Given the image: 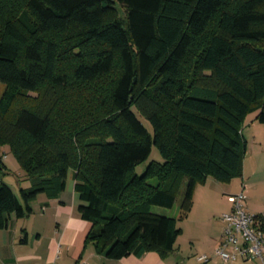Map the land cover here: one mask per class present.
<instances>
[{
    "label": "trees",
    "instance_id": "16d2710c",
    "mask_svg": "<svg viewBox=\"0 0 264 264\" xmlns=\"http://www.w3.org/2000/svg\"><path fill=\"white\" fill-rule=\"evenodd\" d=\"M106 77L89 105L84 89ZM0 82V146L31 183L17 195L0 181V229L73 170L87 241L108 258L165 256L195 184L241 174L243 122L264 123V0H0ZM79 112L92 121L73 130ZM151 144L164 161L137 174ZM183 176L179 217L153 212L173 206Z\"/></svg>",
    "mask_w": 264,
    "mask_h": 264
},
{
    "label": "crops",
    "instance_id": "0c3cea01",
    "mask_svg": "<svg viewBox=\"0 0 264 264\" xmlns=\"http://www.w3.org/2000/svg\"><path fill=\"white\" fill-rule=\"evenodd\" d=\"M251 117L250 120L254 118V114ZM256 162L262 167L261 170H264V138L260 140L252 135L250 143H246L241 174L224 181L212 176L215 182L221 184L216 185L215 189L213 187V190L208 185L211 175L195 184L187 218L192 213L195 216L199 213V209L204 207L205 197L220 202L221 208L214 214L215 218L207 214L196 220L197 225L200 224L198 221H204L209 226L204 233L191 232L186 235L190 246L184 244V239H179L183 234L181 229L174 250L165 256H160L155 251H147L142 254L130 253L117 259L106 257L103 252L96 249L92 241L86 240L91 222L83 219L77 210L79 200L74 191L73 170H69L65 188L56 198L47 199L40 194L31 202L30 213L21 216L10 215L7 225L0 229V264H74L78 261L86 264H261L257 257H239L224 261L214 254V248L221 236L222 224L218 215L231 208V203L227 199L228 194L237 192L244 184L247 193L246 209L256 214L264 211L262 209L264 203L248 200V193L253 196V190L258 183L256 179L259 168ZM3 164L6 166L4 162ZM259 179L258 181L264 182V177ZM221 188H224L222 195L218 190ZM260 197L264 198V193ZM154 206L160 210L165 208ZM178 209L179 217L180 205ZM153 212L173 216L162 211ZM177 216L173 217L178 218ZM200 254L208 255V260L199 261L197 257Z\"/></svg>",
    "mask_w": 264,
    "mask_h": 264
},
{
    "label": "rangeland",
    "instance_id": "374dc122",
    "mask_svg": "<svg viewBox=\"0 0 264 264\" xmlns=\"http://www.w3.org/2000/svg\"><path fill=\"white\" fill-rule=\"evenodd\" d=\"M117 13L119 14V16L123 17L124 16V11L123 8L120 6H117ZM69 31L73 32L74 28H71ZM112 78L111 77H106L105 78V86L103 88H100L99 93H97L96 95L92 96V91L89 89H84L88 92V95L90 94L87 103L89 105H93L95 103H98L101 99V97L103 96L101 93H103L104 91H106L107 89V85L108 83H111ZM97 85V84H96ZM96 85L93 86L96 87ZM4 89V84L2 82H0V96L3 92ZM106 97V96H105ZM83 103L80 102V107H78V109L80 111H82V106ZM107 109V108H106ZM105 110L102 111H98L96 112L94 115L98 116L101 115L102 113H104ZM253 115V113H249L244 122H243V126H242V134L244 136L245 142L250 143L252 135L257 136L258 139L262 140V138H264V123H261L257 120H255L254 118L250 120V118H252L251 116ZM95 116V117H96ZM73 118H70V120H67V125L74 129L79 128L80 126L82 127L83 125H89L91 123L92 120H90V116H84L81 115V112H79L78 114H74L72 116ZM94 117V116H92ZM96 123V125H94L95 127H97L98 125V119H93ZM144 126L146 127V129L148 130V132L150 134H152V127L150 125V123L146 120H142ZM93 126V125H92ZM253 147V146H252ZM251 149V148H250ZM0 156L3 160V162L6 164L7 166V171L0 177V181L8 184L17 195H19V188H28L30 187L31 183L29 178L26 176L25 172L22 170L19 162L17 161L16 157L14 156V154L10 151L8 145H1L0 146ZM163 162L164 159L159 151V148L155 145V144H151V149L150 152L147 156V158H145L143 161L137 163L135 165V172L137 174H142V172L145 170L146 166L148 163L150 162ZM256 166L259 168L258 169V176H257V185L255 186L253 192L254 195L252 196V194L248 193V200H257L258 202L260 201L261 203H264V198H261L260 195L262 193H264V182L258 181L260 180V177H264L262 175H264V170H261L262 167H260L258 165V162H256ZM216 180H214V178H212V176H209V180H208V185L212 188L213 187L215 189V187H217L216 185H221L220 182H215ZM237 181V180H236ZM149 182L151 183H155L156 180L155 178H151L149 180ZM187 182V177L183 176L181 178V181L179 183L178 188L176 189V198H175V202L173 204V206L168 209V208H164L162 210H160V208H155L156 206L152 205V210L153 211H162L163 213H169L173 216H177L178 211H179V205L181 202V198L185 189V184ZM217 190V189H216ZM220 191V195H222V192L224 190V188L218 189ZM215 191V190H214ZM216 193V191H215ZM218 196V194H216ZM207 199V200H206ZM221 208L220 202L218 203V201H214L212 199H210L209 197H205L204 198V207L199 209V213L195 215H193V213L188 216L185 215L182 218H178L177 219V226L181 227L182 229V236L179 239H184V244L188 247L190 246V243H188V239L185 238L186 235L188 233L191 232H197V233H204V231L206 230L207 226H209V224H206L204 221H198L200 222L199 225L196 224V220L198 218H201V216H205L207 214H210L211 218H215L214 214H216ZM264 209V208H262ZM165 210V211H163ZM196 211V210H195ZM178 217V216H177Z\"/></svg>",
    "mask_w": 264,
    "mask_h": 264
},
{
    "label": "built area",
    "instance_id": "2783aa9c",
    "mask_svg": "<svg viewBox=\"0 0 264 264\" xmlns=\"http://www.w3.org/2000/svg\"><path fill=\"white\" fill-rule=\"evenodd\" d=\"M227 199L231 208L218 215L222 224L221 236L214 254L224 261L257 257L264 264V211L256 214L246 209L247 193L244 184L237 192L228 194ZM197 259L206 262L208 255L200 254ZM74 264L86 263L78 261Z\"/></svg>",
    "mask_w": 264,
    "mask_h": 264
},
{
    "label": "water",
    "instance_id": "95a60500",
    "mask_svg": "<svg viewBox=\"0 0 264 264\" xmlns=\"http://www.w3.org/2000/svg\"><path fill=\"white\" fill-rule=\"evenodd\" d=\"M0 176H1V173H0Z\"/></svg>",
    "mask_w": 264,
    "mask_h": 264
}]
</instances>
